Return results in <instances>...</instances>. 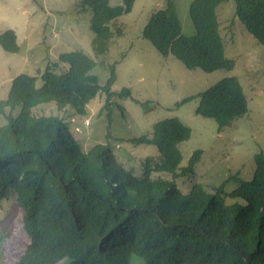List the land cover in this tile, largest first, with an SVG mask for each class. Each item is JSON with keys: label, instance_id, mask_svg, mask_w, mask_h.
<instances>
[{"label": "trees", "instance_id": "obj_1", "mask_svg": "<svg viewBox=\"0 0 264 264\" xmlns=\"http://www.w3.org/2000/svg\"><path fill=\"white\" fill-rule=\"evenodd\" d=\"M224 1L191 0L188 14L195 32L188 36L173 1L165 0L150 14L142 37L162 57L172 56L188 69L232 70L235 63L224 54L216 12ZM134 2L80 1L79 10L90 12L96 57L109 49L110 23L130 12ZM234 2L235 16L264 47V0ZM0 47L19 51L13 30L0 33ZM58 61L65 69L47 67L39 77L17 74L0 99V115L7 118L0 126V207L14 201L21 209V232L27 239L12 264H58L64 258L70 264H132L133 257L137 264H264V153L254 154L249 180L234 177L238 185L231 191L225 190V180L218 186L194 182L183 194L174 180L153 174L193 176L202 150H194L187 166L179 168L178 144L189 139L191 129L177 117L163 118L150 136L130 139L155 145L159 153L146 157L142 174L135 175L116 159L108 142L83 151L62 118L33 114L37 104L54 102L84 115L100 91L108 115L110 105L123 111L117 100L131 92L127 87L111 90L114 63L101 86L92 73L97 62L82 50L62 52ZM196 97L194 113L215 120L217 132L248 114V98L236 76L223 77ZM9 232L3 227L0 240Z\"/></svg>", "mask_w": 264, "mask_h": 264}, {"label": "rangeland", "instance_id": "obj_2", "mask_svg": "<svg viewBox=\"0 0 264 264\" xmlns=\"http://www.w3.org/2000/svg\"><path fill=\"white\" fill-rule=\"evenodd\" d=\"M80 1L0 0V33L13 30L19 46L15 53L0 47V99L6 96L17 74L39 77L47 67L63 70L66 65L58 61L59 55L80 49L97 62L92 73L97 75L101 86L110 75L108 65L114 63L115 81L111 90L119 92L127 87L131 92L118 100L112 97L123 111L110 105L108 115L104 107L106 96L100 91L87 103L84 115L77 114L69 105L59 109L54 102L37 104L32 108L33 114L62 118L83 151L108 142L116 159L135 175L142 174L146 157L154 158L159 153L155 145L132 143L130 139L150 136L156 121L177 117L191 129L189 139L178 144L179 168L187 166L196 149L202 150L201 158L193 176L180 175L173 179L168 173H154L153 177L174 180L183 194L194 182L218 186L226 180L224 188L229 192L238 185L234 177L249 180L255 166L254 154L264 153V47L235 16L234 0L224 1L216 8L224 54L234 60V68L209 73L188 69L172 56L162 57L142 37V28L150 14L162 7L165 0H135L130 12L113 20L110 23L113 37L103 57L93 53L90 12L79 10ZM172 1L183 34H194L188 14L191 0ZM109 3L121 5L122 0H109ZM226 76L239 79L248 98V114L217 132L215 120L194 113L199 102L196 95ZM40 83L39 78L37 84ZM187 96L195 97L176 106ZM6 122V116L0 115V126ZM21 215L14 201L2 203L0 230L10 228L0 240V262L4 264H12L25 250L27 239L21 232ZM137 262L133 257L132 264ZM58 264H70V259L64 258Z\"/></svg>", "mask_w": 264, "mask_h": 264}]
</instances>
